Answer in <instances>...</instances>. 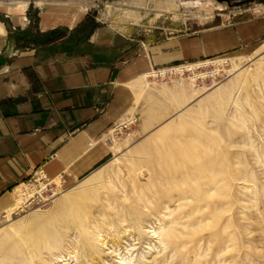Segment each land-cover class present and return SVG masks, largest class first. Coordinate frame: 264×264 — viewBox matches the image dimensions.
<instances>
[{
	"label": "rangeland",
	"instance_id": "obj_1",
	"mask_svg": "<svg viewBox=\"0 0 264 264\" xmlns=\"http://www.w3.org/2000/svg\"><path fill=\"white\" fill-rule=\"evenodd\" d=\"M18 1L26 2L16 10L26 17L21 25L23 38L37 29L40 8L56 0H0L2 19L8 21L12 14L2 8L17 7ZM68 1L81 11L86 9L83 36L99 20L138 45L213 26L264 22V0H227L229 4L215 0ZM195 63L201 64L193 70L184 63L152 71L141 91L148 122L143 129L150 128L141 132L136 122L114 130L110 135L114 155L100 168L71 184L54 179L53 193L48 188L42 199L35 200V187L29 181L18 187L22 195L14 197V209L0 215V246L12 252V264L20 258L24 264H122L123 260L125 264H264V34L244 50L191 64ZM199 176L201 187L197 186ZM193 184L203 191L204 186L209 189L206 184H229L224 191L228 195L221 186L210 191L213 194L205 201L212 202L200 201L202 206L209 202L201 211L216 221L205 220L208 227L202 224L197 231L180 229L187 233L184 236L175 232L173 238L163 237L171 241H166L165 249L159 238L151 236L160 226L157 220L162 215L158 214L165 205L175 209L177 194L184 193L180 192L184 185L196 191ZM198 203L191 201L183 209L190 213L202 207ZM181 209L175 213L183 215L186 211ZM193 215L190 223L197 218ZM227 220L234 228L225 225ZM79 222L95 235L92 253L82 246ZM220 225L225 226L223 230ZM122 229L130 236L120 234ZM232 233L234 241L228 236ZM216 235H225L226 243Z\"/></svg>",
	"mask_w": 264,
	"mask_h": 264
},
{
	"label": "crops",
	"instance_id": "obj_2",
	"mask_svg": "<svg viewBox=\"0 0 264 264\" xmlns=\"http://www.w3.org/2000/svg\"><path fill=\"white\" fill-rule=\"evenodd\" d=\"M65 3L43 5L23 38L26 17L10 6L5 21L0 10V215L35 170L75 183L113 157L114 130L149 129L141 91L152 71L233 54L264 34V22L241 21L138 45L99 20L83 36L86 9Z\"/></svg>",
	"mask_w": 264,
	"mask_h": 264
},
{
	"label": "bare ground",
	"instance_id": "obj_3",
	"mask_svg": "<svg viewBox=\"0 0 264 264\" xmlns=\"http://www.w3.org/2000/svg\"><path fill=\"white\" fill-rule=\"evenodd\" d=\"M68 2H69V1H68ZM68 2H67V3H68ZM67 3H65V4H67ZM17 4H18L19 6H17V7H16V6H15V7H12V10H13V11L18 10V8H20L21 6H22V7H25V6H26V2H24V1H18ZM17 4H16V5H17ZM39 4L41 5V3H39ZM59 4H60V3H59ZM63 5H64V4H63ZM55 6H56V3H55ZM57 6H58V5H57ZM8 8H9V7H7L6 9L8 10ZM218 8H219V5H218ZM9 10H10V8H9ZM24 19H25V17H22V16H21V20L23 21ZM223 62H224V60H223ZM218 63H219V62H218ZM200 64H201V63H195V64H191V63H190L189 66H188L187 68H188V70H193V69H195L196 67L198 68V65H200ZM211 64H212V63H211ZM221 64H222V63H221ZM180 71H181V70H180ZM178 72H179V71H178ZM152 73H153V72H152ZM152 73H150L148 76H150ZM155 75H156V74H155ZM197 158H198V157H196V159H197ZM193 159H194V156H193ZM222 159H223V158H222ZM222 163H223V160H222ZM215 164H216V163H215ZM219 168H220V167H219ZM225 168H226V167H225ZM223 169H224V168H223ZM219 170H220V169H219ZM219 170H218V171H219ZM222 171H223V170H222ZM224 171H225V170H224ZM221 173H222V172H221ZM214 174H215V173H214ZM199 175H201V174H199ZM220 175L222 176V175H224V173H222V174H220ZM211 176H212V174H211ZM221 176H220V177H221ZM204 177H205V176H204ZM211 178H212V177H211ZM215 178L217 179V177H215ZM215 178H213V179H215ZM222 178H223V177H222ZM200 179H201V177L199 176V178H198V182H200V181H199ZM227 179H228V178H227ZM227 179H226V180H227ZM194 180H195V179H194ZM202 180H204V179H202ZM205 181H206V180H205ZM208 181H209V180H208ZM210 182H211V181H210ZM212 182H213V181H212ZM212 182H211V183H212ZM215 182L217 183L216 180H215ZM215 182H213V183H215ZM223 182H224V180H223ZM227 182H228V181H227ZM227 182H226V183H227ZM200 183H201V184H200ZM200 183L197 184V186L199 185L198 187H201L200 185H203V184H202V181H201ZM204 183H205V182H204ZM208 183H209V182H208ZM163 185H166V184H163ZM172 185H173V184H172ZM178 185H179V184H178ZM180 185H181V184H180ZM189 185H190V184H189ZM189 185H184V186H186L185 188H187ZM206 185L209 186L208 191H207L206 186H204V191H203V189H199V188L196 187V188H197L196 191H193V192H192L189 188H187L186 190L189 189L190 191H186V190H185V191H186V192H185V191H184L185 188H184L183 190H180V192H182V191L184 192V193L182 192L183 194L179 193L178 188H177L176 191H177V193H179L180 195L177 194L179 197H178V199H176V200H177V206H176V208L172 210V209H171L172 207L169 208V207H168L169 205H167V207H166V205H165V206H164V209H166L165 212H164L163 207H162L163 211H161L160 214H158L160 210L157 211V212H158L157 214H158L159 216L162 215V216L158 217V220L156 219V220H157L158 222H160V223H158V222L155 220L158 224H160V226H159L156 230H152V231H151L152 234H153V235H151V236H156L157 238H159L160 241H161V244L164 245L165 249H166V245H168V244L171 242L170 240H169V241H170V242H169L168 240H165V239H168V238H171V237L173 238V237L176 235L175 232L179 233V234L182 235V236L187 235V233H186V234L183 233L182 231H180V229H181V230H183V229L188 230L187 228L190 227V228H194V229L196 230V229H197L196 227L199 226L198 228H200V225H202V224H203L204 227H208V226H205V225L207 224V222H209V220H211V219L214 220V218H210L209 215H208L207 213H206V215H208L209 219L207 218V216H204L205 214L202 215V214H203V212L201 211L202 208H205V207L209 206V202H208V205H204V206H202V205H203L202 202H206V201L208 200V199H207V200L205 201L206 197H207V198H211V196H212V194L214 193V191H215L218 187H220V186H221L222 188H224V190L222 189L223 192H222V191H221V192H222L223 194L225 193L224 195H226V194H227V191L229 190V188L227 189V187L229 186V184H206ZM210 185H211V188H210ZM212 185H213V186H212ZM170 186H171V185H170ZM184 186H182V187H184ZM195 186H196V185L193 184L192 188H193V187L195 188ZM208 186H207V187H208ZM132 187H133V186H132ZM160 187H161V186H160ZM221 187H220V188H221ZM147 188H148V187H147ZM166 188H167V187H165L164 189H166ZM180 188H181V187H180ZM190 188H191V186H190ZM196 188H195V189H196ZM225 188H226V190H227L226 192H224V191H225ZM125 189H126V188H125ZM167 189H168V188H167ZM198 189H199V190H198ZM205 189H206V190H205ZM193 190H194V189H193ZM201 190H202V191H201ZM212 190H213V193L210 192V191H212ZM218 190H219V189H218ZM218 190H217V191H218ZM220 190H221V189H220ZM123 191H124V190H123ZM230 191H231V189H230ZM125 192H126V191H125ZM154 192H155V191H154ZM158 192H159V190H158ZM169 192H170V191H169ZM218 192H219V191H218ZM165 193H166V192H165ZM210 193H211V196H209ZM215 193H216V192H215ZM123 194H124V193H123ZM125 194H126V193H125ZM170 194H171V192H170ZM126 195H127V194H126ZM153 195H154V193H153ZM155 195H156V194H155ZM224 195H221V194H220L219 196L223 199L224 197H222V196H224ZM227 195H228V194H227ZM227 195H226V196H227ZM219 196H216V195H215V198H216V197L218 198ZM124 197H125V199H126V196H124ZM128 197H129V196H128ZM148 198H149V197H148ZM171 198H172V197H171ZM176 198H177V197H176ZM231 198H232V196H231ZM73 199H74V196L70 198V200H73ZM228 199H229V197H228ZM176 200H173V203H174V201H175V203H176ZM216 200H217V199H216ZM216 200H215V201H216ZM23 201H25V199H23ZM144 201H145V200H144ZM191 201H192V202L194 201V202H197V203L199 202V203L197 204V206H198V205H201L200 203H202V205H201L202 207H201V208L198 207V208H194V209H193V208H191L192 206H190L189 208H190V209H193V211L190 212V213H188L189 210L186 211L187 208H186V209H183V207H184L185 205H186V207H187L188 205H191V204L193 205V203L190 204ZM200 201H202V202H200ZM208 201L212 202L211 199H209ZM145 202H147V201H145ZM145 202H144V203H145ZM216 202H217V201H216ZM223 202H224V201H223ZM223 202H222V203H223ZM188 203H189V204H188ZM220 203H221V201H220ZM230 203H231V202H230ZM170 204H171V201H170ZM223 204H224V203H223ZM223 204H222V206H221V204H219L221 209H222V207H225ZM175 205H176V204H174V206H175ZM211 205H212V203H211ZM211 205H210V206H211ZM229 205L231 206V204H229ZM149 206H150V205H149ZM152 206H153V205H152ZM152 206H150V207H152ZM170 206H171V205H170ZM174 206H173V208H174ZM230 206H229V207H230ZM139 207H140V206H139ZM143 207H144V205H143ZM157 207H160V206L158 205ZM165 207H166V208H165ZM126 208H127V207H126ZM133 208H134V207H133ZM154 208L156 209V206H155ZM181 208H182V209H181ZM212 208H213V207H212ZM13 209H14V206H13L12 209H10V210L12 211ZM127 209H128V208H127ZM155 209H153V210H155ZM158 209H159V208H158ZM160 209H161V208H160ZM178 209H181V210H179L181 213H182L183 210H185V211H186L185 213H186L187 215H186L185 213H184L185 215L183 214L184 216L181 215V214H180V215H179V214L177 215L175 212H176V210H178ZM224 209H226V208H224ZM136 210H137V209H136ZM11 211H10V212H11ZM128 211H129V210H128ZM206 211H207V209H206ZM212 211H214V208L212 209ZM215 211H216V210H215ZM223 211H224V210H223ZM132 212H133V211H132ZM196 212H197V213H198V212H201V215H202V216H201L200 218H198V216H200V214L198 213L199 215H196V214H197ZM208 212H209V211H208ZM224 212H225V211H224ZM129 213H130V212H129ZM177 213H178V211H177ZM195 213H196V214H195ZM215 213L218 214V213H220V212L216 211ZM116 214H117V213H116ZM116 214H115V216H116ZM154 214H156V213H154ZM175 214H176L177 216H176ZM193 214H195V216H194ZM209 214H210V213H209ZM217 214H216V215H217ZM158 215H157V216H158ZM192 215L194 216V218H196V216H197V218H196V220H195V223H193L194 221L191 222V223L189 222V220H190L189 218H190ZM216 215H215V216H216ZM223 215H224V214H223ZM130 216H131V215H130ZM154 216L156 217V215H154ZM154 216H153V217H154ZM173 216H176V217H173ZM210 216H211V215H210ZM217 216H218V215H217ZM116 217H118V215H117ZM222 217H223V216H222ZM119 218H120V216L118 217V219H119ZM124 218H125V216L123 217V219H124ZM165 218H168V219L165 221ZM217 218H218V217H217ZM128 219H129V218H128ZM131 219H132V218H131ZM191 219H192V218H191ZM129 220H130V219H129ZM205 220H207V222H206V224L204 225V223H205L204 221H205ZM213 220H212V221H213ZM218 220H219V219H217V221H218ZM124 221L126 222V219H125ZM124 221H123V222H124ZM127 221H128V220H127ZM162 221H163V225H162ZM214 221H216V220H214ZM214 221H213V222H214ZM119 222H120V221H119ZM218 222H219V221H218ZM218 222H217V224H218ZM225 222H227L225 225H226V226H229V228H230V225L232 226V224L227 225V224H229L228 220L225 221ZM232 222H233V220H232ZM109 224H111V223H109ZM109 224H108V226H109ZM217 224L215 223L213 226L216 227ZM233 224H234V223H233ZM76 225H77V224H76ZM139 225H140V224H139ZM139 225H138V227H139ZM207 225H209V223H208ZM215 225H216V226H215ZM78 226H80V228L77 227V228H79V230H80V234H79V236L81 235V239H82V237L84 238V241L82 242V246L84 247V249H85V251H86L87 253H88V252H89V253H92L93 250H96V249H95V246H96V245L94 246V244H96V243L93 244V242L96 241L95 238H94V237H95L94 233H92V231H89L88 227H86L85 225H82L81 222H79V225H78ZM110 226H111V225H110ZM113 226H114V225H113ZM177 226H178V227H177ZM220 226H221V225H220ZM223 226H224V225H223ZM223 226H221L222 228H220V227H219V228H220L221 230H223V229H224ZM125 227H126V226H125ZM214 227H210V228L213 229ZM224 227H225V226H224ZM89 228H90V227H89ZM111 228H113V227H111ZM126 228H127V227H126ZM130 228H131V227H130ZM229 228H228L227 230H229ZM231 228H234V227L232 226ZM231 228H230V229H231ZM124 229H125V228H124ZM124 229L121 230L122 232H120V234H122V233H126V234H127V233H128V232H126V230L123 232ZM128 229H129V228H128ZM128 229H127V230H128ZM220 229H219V230H220ZM221 230H220V232H222ZM235 230H236V229H235ZM116 231H117V230H116ZM116 231H115V233H116ZM128 231H129V230H128ZM130 231H131V230H130ZM149 231H150V230H149ZM183 231H184V230H183ZM196 231H197V230H196ZM224 231H225V230H224ZM194 232H195V231H194ZM217 232H218V231H217ZM227 232H228V231H227ZM235 232H236V231H235ZM115 233H114V234H115ZM147 233H149V232H147ZM195 233H196V232H195ZM197 233H198V232H197ZM223 233H224V232H223ZM225 233H226V232H225ZM225 233H224V234H225ZM229 233H230V231H229ZM229 233H228V234H229ZM120 234H118V235L120 236ZM129 234H130V233H128V235H129ZM110 235H111V234H110ZM128 235H127V237H128ZM173 235H174V236H173ZM191 235L194 236L193 233H192ZM212 235H213V234H212ZM234 235H235V234H234ZM234 235H233V233H232V235H228V236H230V237L232 236V237H233ZM129 236H130V235H129ZM138 236H139V235H138ZM188 236H190V235H188ZM210 236H211V234L209 235V237H210ZM224 236H225V235H224ZM224 236H217V235H216L215 238H216V237H221V243L223 244V243H226V242H225L226 239L223 240L224 242L222 241V239H223L222 237H224ZM226 236H227V235H226ZM228 236H227V237H228ZM113 237H114V236H113ZM122 237H123V236H122ZM163 237H164V238L166 237V238L163 239ZM230 237H228V238H230ZM234 237H235V239H236V236H234ZM234 237L232 238L233 241H234ZM115 238H116V237H115ZM117 238H120V237H117ZM137 238H138V237H137ZM201 238H202V237H201ZM206 238H207V236H206ZM210 238H211L210 241H212V237H210ZM111 239H112V238H111ZM113 239H114V238H113ZM139 239H140V236H139ZM216 239H220V238H216ZM216 239H215L214 242H220V240L218 241V240H216ZM230 239H231V238H230ZM103 240H104V239H101V241H103ZM199 240H200V239H199ZM207 240H208V239H207ZM213 240H214V239H213ZM113 241H114V240H113ZM166 241H168L169 243H168V242L166 243ZM200 241H201V240H200ZM202 241H203V240H202ZM228 241H229V239H228ZM60 242H61V241H60ZM79 242H80V241H79ZM172 242H173V241H172ZM198 242H199V241H198ZM118 243H119V242H118ZM180 243H182V242L180 241ZM180 243H178L179 246H181ZM221 243H220V244H221ZM80 244H81V242H80ZM80 244H79V245H80ZM115 244H116V241H115ZM115 244H114V246H116ZM119 244H120V243H119ZM171 244H172V243H171ZM183 244H185V243H183ZM217 244H218V243H217ZM222 244L219 245V246L224 247V245H222ZM56 245H57V244H56ZM112 245H113V243H112ZM174 245H175V244H174ZM75 246H76V245H75ZM75 246H74V247H75ZM114 246H113V247H114ZM172 246H173V244H172ZM0 247H1V246H0ZM58 247H59V246H58ZM184 247H185V246H184ZM217 247H218V246H216V249H217V250L220 249V248H222V247H220V248H219V247L217 248ZM5 249H6V248H5ZM5 249H4V250H5ZM73 249H77V248L75 247V248H73ZM223 249H224V248H223ZM4 250H3L2 247L0 248V264H12V252H5L6 250H5V251H4ZM224 250H225V249H224ZM9 251H10V250H9ZM11 251H12V250H11ZM214 251H215V250H214ZM220 251H221V250H219L218 252H220ZM216 252H217V251H216ZM218 252H217V253H218ZM215 254H216V253L214 252V255H215ZM216 255H217V254H216ZM216 255H215V259L217 260L219 257H218V255H217L218 258H216ZM23 258H24V257H23ZM213 259H214V258H213ZM24 260H25V259H24ZM24 260H23L22 258H20V259H18L17 263H18V264H24ZM216 260H215V261H216ZM216 262H217V261H216ZM125 263H126V261L123 260V261H122V264H125ZM217 263H220V261H218Z\"/></svg>",
	"mask_w": 264,
	"mask_h": 264
},
{
	"label": "built area",
	"instance_id": "obj_4",
	"mask_svg": "<svg viewBox=\"0 0 264 264\" xmlns=\"http://www.w3.org/2000/svg\"><path fill=\"white\" fill-rule=\"evenodd\" d=\"M29 183H31L35 187V193L37 195L35 200L45 197L46 195L44 193L46 192V194H48V188L51 190V193H53L51 184H55L54 179L52 180L48 178L41 169H37L34 171L29 180Z\"/></svg>",
	"mask_w": 264,
	"mask_h": 264
},
{
	"label": "water",
	"instance_id": "obj_5",
	"mask_svg": "<svg viewBox=\"0 0 264 264\" xmlns=\"http://www.w3.org/2000/svg\"><path fill=\"white\" fill-rule=\"evenodd\" d=\"M216 2H226V3H228V1L227 0H215ZM229 4V3H228Z\"/></svg>",
	"mask_w": 264,
	"mask_h": 264
}]
</instances>
